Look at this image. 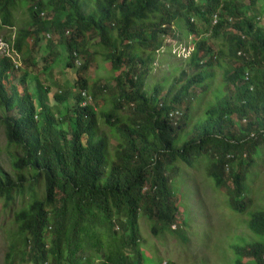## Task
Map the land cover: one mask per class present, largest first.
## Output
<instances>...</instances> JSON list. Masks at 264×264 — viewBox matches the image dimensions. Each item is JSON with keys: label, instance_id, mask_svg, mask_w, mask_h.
<instances>
[{"label": "trees", "instance_id": "obj_1", "mask_svg": "<svg viewBox=\"0 0 264 264\" xmlns=\"http://www.w3.org/2000/svg\"><path fill=\"white\" fill-rule=\"evenodd\" d=\"M27 3L32 22L15 47L26 68L0 62V128L18 150L10 152L13 173L0 170V200L7 209L32 198L14 212L7 264H150L140 219L157 238L180 234L172 231L180 214L172 178L178 163L192 166L203 156L231 208L246 213L247 170L264 143V0H0V34L17 28L15 11ZM170 37L179 45L195 38L193 52L166 94L157 84L148 92L156 54ZM88 38L108 52L115 85L88 77ZM220 38L215 50L209 41ZM60 58L75 70L76 92L30 82L32 71L49 73ZM222 60L223 94L216 92L204 121L188 132L197 90H209L214 72L207 70ZM21 68L23 92L13 76ZM102 119L120 136L114 161ZM248 225L261 240L237 247L235 264H264V211L252 213Z\"/></svg>", "mask_w": 264, "mask_h": 264}, {"label": "rangeland", "instance_id": "obj_2", "mask_svg": "<svg viewBox=\"0 0 264 264\" xmlns=\"http://www.w3.org/2000/svg\"><path fill=\"white\" fill-rule=\"evenodd\" d=\"M90 3L91 8L89 11H92L95 4L93 2ZM30 7L31 4L28 3L20 4L15 11L17 28L15 30L6 29L1 35L16 37V34L21 29L28 28L32 22ZM176 30L180 34V30ZM178 34L176 35L178 36ZM194 39L190 37L187 42L179 45L172 37L164 38V48L160 53L156 54V64L152 67L153 71L150 73L146 83L148 92L154 91L157 85L161 86L162 94H166L170 90L174 79L180 78L181 70L186 68V56L191 53L195 46V42L193 44ZM223 42L222 38L210 39L209 44L216 50ZM99 43V38L93 40L88 38L86 41V44L89 45V53L93 55V62L88 77L91 82L101 80L113 86L118 73L113 71L111 63L107 60L106 54L108 52ZM59 51L62 50L59 49ZM174 53L177 54L175 55ZM60 60L61 58L53 65V70L49 73H46L43 68L35 72L32 71L29 78L30 82L31 78L37 77L38 81L45 86H50L54 83L58 86L67 85L76 92L72 88L75 70L65 69L63 61L61 62ZM19 66L25 67V65L21 64ZM22 68L13 72L15 84L18 85L21 92L26 88V83L21 80L25 76V70ZM227 68L226 60H222L220 65L208 68L207 71L214 72V74L206 82L209 86L208 91L202 92V88L197 90L199 93L198 102L194 103L188 132L192 130L194 125L204 121L206 108L214 102L213 96H215L216 92L219 91L221 95L223 94L221 88L224 86L223 76ZM188 73L191 76L196 71L188 69ZM180 85L181 83L178 84V87ZM5 86L7 88L11 87L8 82H5ZM52 90L57 91L54 87H52ZM106 97L110 102L104 106V109L109 110L112 108L111 96ZM88 100L89 103L93 102L92 99ZM102 100L99 98L98 103L102 104L104 102ZM53 104L51 103V105ZM58 106L60 107L61 105ZM99 107V105H96L97 110L100 109ZM243 123L246 124V121H243ZM4 131L5 129L1 127L0 170L4 173L12 174L10 152L17 154L18 150L8 147ZM101 134L109 139L110 155L112 161L116 160V150L120 143L119 133L112 130L102 119ZM185 142L186 138L183 133L178 147H182ZM243 158L244 160H250L248 154H244ZM253 159V164L247 170L248 197L246 199L249 204L246 213L243 214L231 208L228 189H217L215 182L208 177V168L212 163L209 157L203 156L196 159L192 166L184 163L177 164L178 171L172 178L171 187L176 194L180 214L177 219V225L172 231L180 234L166 232L157 238L152 234L148 220L146 218L140 219L143 239L141 251L144 257L151 262L150 264H235V250L237 247L248 248L251 244L261 240L259 236L249 229L248 224L252 213L264 211V143ZM39 196H43V190H39ZM31 199V196L26 194L25 202L20 199L13 207L7 209L4 208L3 201L0 200V264H7L6 254L9 251L11 239L16 231L14 212L21 207H25L27 201ZM183 237L186 238L185 241L182 239ZM250 260L245 258L244 262H249L250 264Z\"/></svg>", "mask_w": 264, "mask_h": 264}, {"label": "clouds", "instance_id": "obj_3", "mask_svg": "<svg viewBox=\"0 0 264 264\" xmlns=\"http://www.w3.org/2000/svg\"><path fill=\"white\" fill-rule=\"evenodd\" d=\"M17 35V34H16ZM5 37L6 36H2L1 34H0V39H2L6 44H8L9 46H11V48L15 51V54L12 56V57H6V56H0V62L1 61H4V60H12L13 61V64H15V65H23L22 64V56L17 52V50H16V41H17V36L16 37H14V36H11V37H9V41H6L5 40ZM11 38V39H10ZM193 52V50L191 51V53ZM191 53L190 54H188V56H186L185 58H186V60H188L189 59V57H190V55H191ZM175 55L177 54V53H174ZM186 55H187V51H186ZM20 60V61H19ZM21 62V63H20ZM80 64H82L81 63V61H80ZM80 66V65H79Z\"/></svg>", "mask_w": 264, "mask_h": 264}, {"label": "built area", "instance_id": "obj_4", "mask_svg": "<svg viewBox=\"0 0 264 264\" xmlns=\"http://www.w3.org/2000/svg\"><path fill=\"white\" fill-rule=\"evenodd\" d=\"M15 54V51L6 44L2 39H0V56L12 57ZM77 65H81L80 61H76ZM253 137V134H252Z\"/></svg>", "mask_w": 264, "mask_h": 264}]
</instances>
